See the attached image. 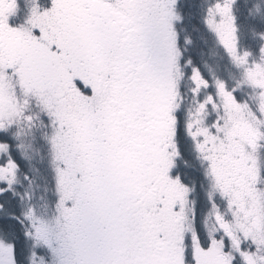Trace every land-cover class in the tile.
<instances>
[{
  "label": "snow or ice",
  "instance_id": "6c2138e0",
  "mask_svg": "<svg viewBox=\"0 0 264 264\" xmlns=\"http://www.w3.org/2000/svg\"><path fill=\"white\" fill-rule=\"evenodd\" d=\"M0 264H264V0H0Z\"/></svg>",
  "mask_w": 264,
  "mask_h": 264
}]
</instances>
